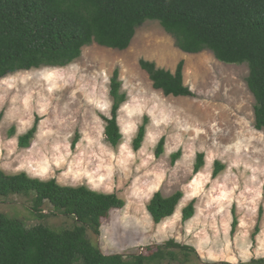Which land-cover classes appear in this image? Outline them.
<instances>
[{
	"label": "rangeland",
	"instance_id": "rangeland-1",
	"mask_svg": "<svg viewBox=\"0 0 264 264\" xmlns=\"http://www.w3.org/2000/svg\"><path fill=\"white\" fill-rule=\"evenodd\" d=\"M140 60L171 72L182 62L183 84L194 97H165L154 90ZM115 69L128 97L118 112L122 144L116 149L106 144L101 119L109 116V84ZM248 73L245 64L220 63L208 51L183 53L157 22H145L125 51L92 44L65 68L0 79V112H4L0 170L54 179L61 186L85 185L122 199L125 206L109 213L99 235L87 233L104 255L131 256L173 240L195 251L173 250L175 264H249L264 259V130L254 127L255 100L246 85ZM144 117L148 118L145 139L133 151L132 140ZM35 118H39L35 138L28 149H21L18 137ZM11 127L13 138L8 137ZM76 133L79 141L72 148ZM161 138L164 152L157 158L155 147ZM179 150L181 158L172 165L171 155ZM200 153L204 166L193 175ZM45 161L46 171L36 175ZM215 162L224 167L216 178ZM21 163L25 169L16 171ZM156 192L183 196L174 215L159 224L146 210ZM192 201L195 214L184 222L182 210ZM28 205L23 198L11 197L0 202V212L25 226L42 223L55 231L75 224L71 217L33 214ZM48 211L46 206L44 213Z\"/></svg>",
	"mask_w": 264,
	"mask_h": 264
},
{
	"label": "trees",
	"instance_id": "trees-1",
	"mask_svg": "<svg viewBox=\"0 0 264 264\" xmlns=\"http://www.w3.org/2000/svg\"><path fill=\"white\" fill-rule=\"evenodd\" d=\"M145 22H157L186 54L210 52L224 64L246 65V85L252 94L254 127L264 130V0H0V79L42 68H65L80 58L84 47L125 51L136 30ZM139 67L152 88L165 97L193 98L183 84V63L175 71L158 68L155 63L140 60ZM111 108L102 116L105 142L116 149L122 144L118 112L128 97L122 91L119 70L113 71L109 84ZM4 112H0V124ZM39 118L18 137V147L28 149L37 133ZM148 118L144 117L132 140L133 151L144 142ZM11 127L8 137L13 138ZM79 141L76 133L71 147ZM165 139L155 147V156L164 152ZM181 151L171 155L174 165ZM204 166V155H196L193 175ZM214 163L213 177L223 170ZM11 197L23 198L33 214L71 217L74 226L60 231L36 223L25 226L19 219L0 212V264H175L173 250L193 248L175 243L142 248L137 254L104 255L94 247L87 233L99 235L103 222L125 202L115 194L91 190L85 185L61 186L54 179L40 180L25 173L9 175L0 170V202ZM176 192L164 197L153 194L146 210L154 224L174 215L182 199ZM49 206L51 211L45 212ZM195 214L194 201L182 210L183 221ZM236 219H233V228ZM249 264H264V259Z\"/></svg>",
	"mask_w": 264,
	"mask_h": 264
},
{
	"label": "clouds",
	"instance_id": "clouds-1",
	"mask_svg": "<svg viewBox=\"0 0 264 264\" xmlns=\"http://www.w3.org/2000/svg\"><path fill=\"white\" fill-rule=\"evenodd\" d=\"M5 82H7V81H5ZM9 143H14V141H10ZM44 163H45V168L44 169L37 170L36 175H41L43 171H46L47 162L45 161ZM25 167H26V165L24 163H21L20 166H19V168L16 169V171H19L21 169H25ZM27 167H31V165H27ZM79 175L80 174L77 173V176H79Z\"/></svg>",
	"mask_w": 264,
	"mask_h": 264
}]
</instances>
